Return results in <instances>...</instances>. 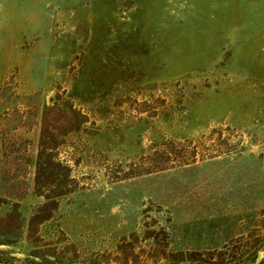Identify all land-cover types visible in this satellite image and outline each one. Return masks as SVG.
Masks as SVG:
<instances>
[{
	"label": "rangeland",
	"instance_id": "obj_1",
	"mask_svg": "<svg viewBox=\"0 0 264 264\" xmlns=\"http://www.w3.org/2000/svg\"><path fill=\"white\" fill-rule=\"evenodd\" d=\"M3 238L2 264H264V0H0Z\"/></svg>",
	"mask_w": 264,
	"mask_h": 264
},
{
	"label": "trees",
	"instance_id": "obj_2",
	"mask_svg": "<svg viewBox=\"0 0 264 264\" xmlns=\"http://www.w3.org/2000/svg\"><path fill=\"white\" fill-rule=\"evenodd\" d=\"M39 146L42 148V144H39ZM41 152V151H40ZM40 152H39V155H40ZM52 153L49 152L48 155H51ZM38 213H35L34 215H37ZM0 241H6V239H0ZM0 264H2V260H0Z\"/></svg>",
	"mask_w": 264,
	"mask_h": 264
}]
</instances>
